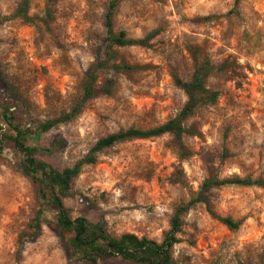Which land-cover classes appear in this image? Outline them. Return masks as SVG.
<instances>
[{"label":"rangeland","instance_id":"374dc122","mask_svg":"<svg viewBox=\"0 0 264 264\" xmlns=\"http://www.w3.org/2000/svg\"><path fill=\"white\" fill-rule=\"evenodd\" d=\"M20 1L0 0L7 18L0 26V104L35 130L81 96L86 72L104 54L110 0H32L34 26L13 17ZM206 17L212 19L197 21ZM114 27L135 40L157 32L147 47L115 50L116 63L139 69L101 70L99 83L112 81V94L90 101L73 122L29 145L49 150L37 157L53 168L73 167L100 139L156 127L181 111L187 97L172 76L191 78V48L216 66L227 63L224 76L208 81L220 94L217 103L186 123L198 135L184 138L185 159L168 135L121 143L83 167L64 199L72 218L101 223L115 238L134 234L161 242L177 207L207 178L264 180V0H242L237 7L235 0H125ZM22 161L9 143L0 166V264H69L65 244L72 235L59 229L55 210L23 175ZM214 193V211L240 221V229L228 231L205 205H196L183 217L175 264H264V189L227 186Z\"/></svg>","mask_w":264,"mask_h":264},{"label":"trees","instance_id":"16d2710c","mask_svg":"<svg viewBox=\"0 0 264 264\" xmlns=\"http://www.w3.org/2000/svg\"><path fill=\"white\" fill-rule=\"evenodd\" d=\"M32 0H21L13 15L14 18L35 25L38 18L30 16V5ZM125 0H110L105 16L104 54L99 53L95 62L86 72L81 83V96L74 101L70 110L61 113L57 118L49 119L33 130L23 127L18 122L16 112L10 106L0 104V166L5 149L9 143L23 156L20 169L24 176L31 179L36 185L38 195L46 201L56 212V224L59 229L72 237L65 244L68 250L69 264H79L82 261L102 263L106 260L122 259L134 264H175L173 249L180 243L179 235L183 229V217L193 207L203 204L210 216L221 223L230 232H237L241 227L240 221L231 217L218 215L213 208V199L216 198V190L227 186L258 187L264 189V180L252 178H207L199 192L193 194L190 200L179 205L171 219L170 229L161 242L147 237H138L134 234H124L119 238L111 236L105 226L101 223H91L83 217L72 218L70 211L64 205V199L70 193L73 181L81 174L83 167L97 163L98 155L115 145L137 141L171 136L183 159L189 154L186 151L183 140L187 136H196L198 132L187 127L186 123L196 111L204 106L217 103L220 94L208 87V81L214 76H224L229 71V65L224 63L216 66L209 58H201L199 50L190 49L194 61V71L189 80H184L177 74L172 78L177 88L182 90L187 97V102L181 111L166 123L149 129L130 128L111 134L100 139L90 152L77 162L73 167L57 170L46 162L38 159L39 152L49 151L29 145L31 139L38 138L60 125L73 122L84 111L86 105L95 99L110 96L114 89L112 81L99 83V72L101 70H113L114 72L135 71L139 66H131L125 63H116V49L130 47H147L156 37L157 32L142 40L130 39L126 31H116L114 27V16L120 3ZM242 0H235L236 7ZM47 17L52 19L48 11ZM212 18H199L197 21L208 22ZM7 18L0 12V26ZM44 24L46 20H40ZM8 90L10 86L2 80ZM40 225L37 222L36 228Z\"/></svg>","mask_w":264,"mask_h":264}]
</instances>
